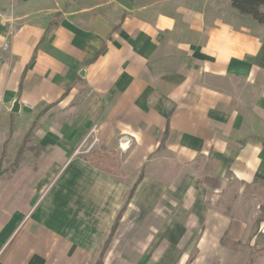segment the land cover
<instances>
[{
    "label": "crops",
    "instance_id": "obj_1",
    "mask_svg": "<svg viewBox=\"0 0 264 264\" xmlns=\"http://www.w3.org/2000/svg\"><path fill=\"white\" fill-rule=\"evenodd\" d=\"M0 14V126L17 102L38 148L0 184V264H96L118 217L102 264H234L264 189V24L231 0Z\"/></svg>",
    "mask_w": 264,
    "mask_h": 264
},
{
    "label": "rangeland",
    "instance_id": "obj_2",
    "mask_svg": "<svg viewBox=\"0 0 264 264\" xmlns=\"http://www.w3.org/2000/svg\"><path fill=\"white\" fill-rule=\"evenodd\" d=\"M260 12L264 14V7L260 8ZM247 17L249 20H253L251 17ZM253 21L258 23L255 20ZM19 116V110L18 113H12V109H10L8 112H3L1 117V135H7L8 124H10L11 121L10 118H13L11 127L12 135L9 141L5 144L4 154L0 160V184H5V186L15 177L14 173H16L17 170L22 167L33 168L34 160L32 155L38 150L37 147H33L34 145H32L33 143L31 141L32 138L23 141V136L25 134L29 133L31 136L34 134V129L27 132L29 128H24L29 115L26 114L22 120H18ZM53 116L54 115H51L49 118L52 120ZM61 120L62 122L65 121L63 113L61 114ZM19 151L23 153L21 160H17L16 158ZM258 196L259 204L256 210L257 215L252 222L249 241L246 245L241 246L238 249L234 248V251H236L234 264H264V189L258 192ZM125 257L127 261L128 256Z\"/></svg>",
    "mask_w": 264,
    "mask_h": 264
},
{
    "label": "trees",
    "instance_id": "obj_3",
    "mask_svg": "<svg viewBox=\"0 0 264 264\" xmlns=\"http://www.w3.org/2000/svg\"><path fill=\"white\" fill-rule=\"evenodd\" d=\"M231 5L234 10H236L240 15L243 16H249L259 24H264V14L260 12V8L264 7V0H231ZM30 134L28 133V136ZM21 159V155L19 154L17 157V160ZM93 160L91 163L96 168L108 171L107 169H104V166L107 165V158L97 152H94L93 154ZM119 217L116 219V222L114 223L111 234L106 241L104 248L100 254V259L96 264H102V259L104 257V254L107 250V247L112 239V236L117 228Z\"/></svg>",
    "mask_w": 264,
    "mask_h": 264
},
{
    "label": "water",
    "instance_id": "obj_4",
    "mask_svg": "<svg viewBox=\"0 0 264 264\" xmlns=\"http://www.w3.org/2000/svg\"><path fill=\"white\" fill-rule=\"evenodd\" d=\"M120 4L126 8H128V3L126 1H121ZM130 8V6H129ZM19 106L18 103H14L13 108H12V113H18Z\"/></svg>",
    "mask_w": 264,
    "mask_h": 264
},
{
    "label": "built area",
    "instance_id": "obj_5",
    "mask_svg": "<svg viewBox=\"0 0 264 264\" xmlns=\"http://www.w3.org/2000/svg\"><path fill=\"white\" fill-rule=\"evenodd\" d=\"M2 18L1 14H0V19Z\"/></svg>",
    "mask_w": 264,
    "mask_h": 264
}]
</instances>
